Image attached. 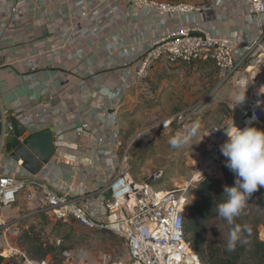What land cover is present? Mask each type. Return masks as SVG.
I'll use <instances>...</instances> for the list:
<instances>
[{
  "label": "crops",
  "instance_id": "1",
  "mask_svg": "<svg viewBox=\"0 0 264 264\" xmlns=\"http://www.w3.org/2000/svg\"><path fill=\"white\" fill-rule=\"evenodd\" d=\"M81 1L87 5L91 3L87 10L79 6ZM158 1L211 4L212 10L195 13L188 20H194L216 37L233 41L239 48L264 37V15L254 14L238 0ZM99 14V20L92 23ZM184 20V17L139 10L124 0H0V102L11 113H15L19 105L31 106L33 115L22 117L30 126V133L49 128L56 138L57 154L40 178L59 181L71 187L73 193L88 196L84 200L97 199L108 208L111 192L106 186L123 159L121 148L116 150L114 157L106 154L116 148L110 121L116 115L120 131L118 141L122 145V113L158 95L159 77L166 78L167 66L179 70L185 66L215 70L217 84L197 102L206 106L200 121L201 131L207 127V123H203L205 115L220 105L231 110L230 124L244 114L249 89L230 83L219 87L214 65H170L165 61L152 70L147 89L139 80L130 78L131 88L123 96V106L115 111V93L121 88L122 69L135 60L139 50ZM94 29H99L98 34H79L83 30L93 33ZM248 66L247 60L237 75L247 76ZM253 71L264 81V69L254 68ZM164 86L163 81L161 87ZM44 105H47L46 110ZM72 124L77 127L103 125V137L101 140L94 134L79 137L77 127ZM133 150L125 161L131 171V163L140 164ZM3 159L5 170L26 172L21 163L17 165L8 159V152ZM144 168L137 183H147L156 173L162 172L163 178L165 176L163 170L151 172L148 163ZM131 177L134 180L132 174ZM25 204L27 206L28 200ZM28 206L34 208L35 205L32 202Z\"/></svg>",
  "mask_w": 264,
  "mask_h": 264
},
{
  "label": "built area",
  "instance_id": "2",
  "mask_svg": "<svg viewBox=\"0 0 264 264\" xmlns=\"http://www.w3.org/2000/svg\"><path fill=\"white\" fill-rule=\"evenodd\" d=\"M126 3L139 10H152L172 17H184V23H176L162 36L153 40L145 49L139 50L135 60L130 61L129 66L122 69L121 88L115 93V111L123 106V96L131 88L130 78L142 82L145 89L147 80L154 67L165 61L170 65L182 64H208L214 65L220 82L219 87L230 83L234 87L249 89V98L244 114L237 120L235 127L243 130L245 127L264 125V81L260 75L253 72L254 68L264 69V37H258L251 44L239 48L228 39L216 37L205 27L200 26L194 20H188L189 16L206 10H212L213 6L206 3L195 5L187 2H162L158 0H124ZM246 5L254 14L264 15V0H238ZM88 5H91L89 3ZM85 1L79 6L83 10L88 9ZM16 12L17 9L13 8ZM99 14L92 23L98 21ZM80 31V35H96L99 29ZM249 62L247 76H238L241 67ZM249 70L251 72H249ZM53 99V97H51ZM47 105L43 106L46 110ZM3 117L0 119L2 130L0 132V247L8 240V233L18 234L20 225L27 215H20L16 209L20 198L23 196L28 204L33 202L34 208L27 204L28 211L33 214L44 213L52 216L57 221H75L90 231L112 230L120 235L127 247V262L125 264H203L198 257L192 242L188 239L185 230L186 206L189 200L188 192L193 184L205 180L208 176L199 177L201 171L210 163L220 165L218 178L223 176L222 161L225 158L220 146L228 140V130L220 127L209 133L215 141L207 146L195 167L192 178L183 186L173 190L156 189L153 183L163 179V174H153L147 183H137L131 177V168L125 165L128 161V151L123 152L121 166L118 167L114 178L107 184L106 190L111 192L109 207L105 208L104 202L97 199H86L84 194L73 193L72 188L61 184L59 181L40 178L29 172H9L4 169L3 156L7 152V140L13 136V125L6 119V115L12 114L28 128L30 126L22 117L33 115L31 106L19 105L15 113H11L0 102ZM206 106L203 102L196 103L181 110L171 117L167 124L175 126V133L183 131L194 122L201 123ZM251 113V116L248 114ZM241 121V123H240ZM201 125V124H200ZM73 127H77L72 124ZM109 127L114 130L113 137L115 150L106 154L116 156V150L122 148L118 141L120 135L119 122L114 115ZM103 125H81L77 127V134L82 137L86 134H94L97 140L103 137ZM200 131V128L199 130ZM33 133V132H31ZM61 133V131H60ZM22 164V162H20ZM223 178V177H222ZM91 196V195H90ZM94 196V194H93ZM260 239L264 242V229L260 233ZM65 258L70 264H82L86 259L72 252H65ZM111 260V257H109ZM34 264H48L47 262H33ZM30 262L29 264H33Z\"/></svg>",
  "mask_w": 264,
  "mask_h": 264
},
{
  "label": "rangeland",
  "instance_id": "3",
  "mask_svg": "<svg viewBox=\"0 0 264 264\" xmlns=\"http://www.w3.org/2000/svg\"><path fill=\"white\" fill-rule=\"evenodd\" d=\"M166 71L168 72L165 74L166 78L159 77L156 87L158 95L154 99H147L122 113L121 126L124 135L121 149L122 152L128 151L130 155L131 150L134 149L133 154L139 158L140 166L135 162L131 163V174L136 182H140V173L142 174V169L148 163L153 173L158 170L165 171L164 178L153 183V186L156 189L173 190L185 185L194 175V166L197 165L201 155L199 152L205 151L207 146L215 141V138H212L209 133L215 127L224 130L231 129L239 122L230 124L231 110L221 108L220 105L215 111H209L205 115L203 119V123H207L205 130L198 131L189 144L179 148L173 147L169 140L175 135V126L174 124L169 126L167 121L181 110L195 105L208 95L217 84V78L212 67L205 70V67L192 69L185 66L179 70L177 67L167 66ZM163 81L165 86L161 87ZM225 160L226 158H223L222 170ZM144 170L147 169L144 168ZM222 177L208 176V178L219 179L222 185L227 186L224 173ZM201 181L196 182L189 189L188 204L196 200L194 190ZM223 189L221 185L215 184L214 196L219 203L224 194ZM13 210L19 212L20 215H27V217L20 225L18 234L10 235L8 233V240L2 248L0 247V264H29L30 262L44 261L48 264H70L65 258V252H72L86 258L82 264H125L127 262L125 241L112 230L90 231L73 220L63 222L44 213L35 215L33 209L28 211L23 196L16 209ZM243 211L258 213L263 217L264 223L263 209L247 204ZM241 220L244 221V218L242 217ZM228 225L231 224L218 217L217 214L205 226V229L209 233L211 230L225 233ZM32 228H35V232L39 234L44 242V247L48 248L49 246L53 249V254L45 260L33 259L26 252L29 246L25 245V249L22 247L23 235L32 231ZM263 229L264 224H260L258 226L260 233Z\"/></svg>",
  "mask_w": 264,
  "mask_h": 264
},
{
  "label": "trees",
  "instance_id": "4",
  "mask_svg": "<svg viewBox=\"0 0 264 264\" xmlns=\"http://www.w3.org/2000/svg\"><path fill=\"white\" fill-rule=\"evenodd\" d=\"M258 130L264 131V125H254ZM223 173L228 187L234 186L235 174L226 167V160L223 162ZM215 184L222 186L221 181L215 178H206L198 183L194 190L196 200L187 203L185 215V230L188 239L203 264H264V242L260 239L258 226L263 223V217L258 213L244 212L241 216L234 218L233 223L226 227V232H217L216 230L207 232V226L218 214L216 205L219 201L215 199ZM224 190V189H223ZM227 200L223 194L220 203ZM247 204L254 208L264 210V187L259 188L248 198ZM244 218V221L241 218ZM247 223V224H246ZM239 228V239L235 244L234 250H228L229 234L236 228ZM206 237V238H205ZM25 245L29 247L26 252L36 260H45L53 251L52 247H44V242L39 234L28 231L23 235ZM25 249V248H24Z\"/></svg>",
  "mask_w": 264,
  "mask_h": 264
},
{
  "label": "clouds",
  "instance_id": "5",
  "mask_svg": "<svg viewBox=\"0 0 264 264\" xmlns=\"http://www.w3.org/2000/svg\"><path fill=\"white\" fill-rule=\"evenodd\" d=\"M200 128L194 122L183 131H178L170 138L173 147H183L190 143ZM228 140L220 146L226 158V167L235 174L234 186H224L227 200L216 205L218 217L232 224L234 218L241 215L247 205V199L259 188L264 187V131L255 127L240 130L232 127L226 132ZM239 228L229 234L228 250H234L239 239Z\"/></svg>",
  "mask_w": 264,
  "mask_h": 264
},
{
  "label": "water",
  "instance_id": "6",
  "mask_svg": "<svg viewBox=\"0 0 264 264\" xmlns=\"http://www.w3.org/2000/svg\"><path fill=\"white\" fill-rule=\"evenodd\" d=\"M248 115L251 116V113ZM2 117L0 109V119ZM6 119L14 128L13 136L6 143L8 159L17 165L22 162V168L32 175H43L51 167V162L58 150L53 130L41 129L28 134V128L17 117L8 114ZM1 130L0 123V132Z\"/></svg>",
  "mask_w": 264,
  "mask_h": 264
},
{
  "label": "bare ground",
  "instance_id": "7",
  "mask_svg": "<svg viewBox=\"0 0 264 264\" xmlns=\"http://www.w3.org/2000/svg\"><path fill=\"white\" fill-rule=\"evenodd\" d=\"M220 165L215 163H210L209 166L205 167L203 171L200 172L199 177L206 175L209 177L215 176L219 173ZM34 264V263H33Z\"/></svg>",
  "mask_w": 264,
  "mask_h": 264
}]
</instances>
